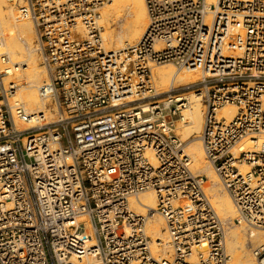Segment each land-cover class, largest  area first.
<instances>
[{
    "label": "built area",
    "instance_id": "2783aa9c",
    "mask_svg": "<svg viewBox=\"0 0 264 264\" xmlns=\"http://www.w3.org/2000/svg\"><path fill=\"white\" fill-rule=\"evenodd\" d=\"M106 1H15L50 76L39 94L58 118L40 128L17 125L47 118L15 101L0 37V264H228L226 226L177 128L187 94L200 93L206 159L241 217L264 230V146L240 147L264 135V0H144L146 31L120 51L104 47ZM168 63L202 79L157 95L152 68ZM147 191L170 257L153 252L148 216L130 207ZM253 254L264 264V243Z\"/></svg>",
    "mask_w": 264,
    "mask_h": 264
},
{
    "label": "bare ground",
    "instance_id": "6f19581e",
    "mask_svg": "<svg viewBox=\"0 0 264 264\" xmlns=\"http://www.w3.org/2000/svg\"><path fill=\"white\" fill-rule=\"evenodd\" d=\"M110 5L104 4L101 8L100 25L103 31L104 47L106 51H120L127 46L135 45L144 35L148 26V13L144 0H109ZM215 4L216 0H209ZM14 0H0V37L3 39V51L9 56L14 69L6 79H11L18 88L15 101H19L28 114L45 112V123L18 122L22 130L40 128L45 124L57 120V115L48 112L46 102L39 94L40 87L50 79L44 57L34 45L33 39L37 35L34 24L29 19L21 18L13 6ZM123 12L126 16L123 18ZM122 18L124 24L119 31L112 28V24ZM126 21V22H125ZM102 26V27H103ZM104 30V29H103ZM38 39V36H37ZM40 53L41 65L36 54ZM14 60L18 61L14 63ZM20 66L17 68L16 66ZM12 67V66H11ZM17 68V69H16ZM153 78L157 86V95L171 92L180 87L194 84L202 79L200 72L178 71L173 64L156 65L152 68ZM190 107L185 112V121L179 123L178 134L183 142L187 143V152L192 160V171L203 177L207 184L209 197L219 218L226 228V248L229 255L228 264H256L253 250L264 243V230L251 228L241 217L233 199L224 189L222 182L212 165L207 161L200 135L204 125V106L200 93L187 94ZM222 116L232 119L236 114L234 106H226L221 111ZM22 123V124H21ZM25 124V125H24ZM264 146V135L247 138L240 147L243 150L259 149ZM153 165L156 159L148 154ZM131 209L139 214L147 215L146 234L152 238L153 252H162L164 257H170L171 247L168 245L169 236L164 218L157 212V198L154 191L143 192L136 197L129 198ZM162 218H161V217ZM162 245V250L159 246ZM91 246V244H90ZM80 258V257H79ZM89 264H102L100 260L83 258ZM72 261L78 263V257Z\"/></svg>",
    "mask_w": 264,
    "mask_h": 264
},
{
    "label": "rangeland",
    "instance_id": "374dc122",
    "mask_svg": "<svg viewBox=\"0 0 264 264\" xmlns=\"http://www.w3.org/2000/svg\"><path fill=\"white\" fill-rule=\"evenodd\" d=\"M16 0H14V2H15ZM12 3H13V0H12ZM106 5H110V1L109 0H107L106 2ZM14 7H15V9H16V13H18L17 12V6L16 5H13ZM122 17L123 18H128V20L130 19V17H127L126 16V12H123V15H122ZM149 21V20H148ZM126 22V21H125ZM124 24V21H122V18L121 19H119L118 21H115V22H113V24H112V28L115 30V31H119L120 29H121V27H122V25ZM103 26V25H102ZM35 27V26H34ZM103 31L105 32V28H104V26H103ZM103 36H104V34H103ZM33 41H34V45H36L37 44V35H36V37L33 39ZM37 46H38V44H37ZM37 48H39V47H37ZM114 51V50H113ZM36 54H37V56H38V58H39V64H40V66L41 67H43L42 65H41V59H40V53H39V51L37 50V52H36ZM16 62H18V61H16V60H14V63H16ZM7 81H11V79H7ZM200 81V80H199ZM181 88V87H180ZM186 116V115H185ZM22 124V123H21ZM25 125V124H24ZM177 132H178V130H177ZM178 134V133H177ZM179 135V134H178ZM179 137H181L180 135H179ZM186 143V142H185ZM187 144V143H186ZM188 147V146H187ZM195 175H197V174H195ZM201 177V176H200ZM203 178V177H202ZM204 186H205V188H206V191H207V193H208V195L210 196L211 194L209 193V191H208V188H207V184L206 183H204ZM161 217V216H160ZM162 218V217H161ZM227 228V227H226Z\"/></svg>",
    "mask_w": 264,
    "mask_h": 264
}]
</instances>
